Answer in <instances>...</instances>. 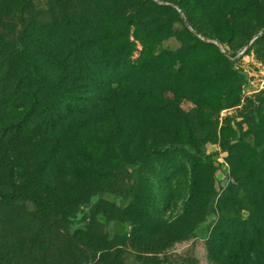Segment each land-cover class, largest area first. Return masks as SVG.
<instances>
[{"label": "rangeland", "instance_id": "1", "mask_svg": "<svg viewBox=\"0 0 264 264\" xmlns=\"http://www.w3.org/2000/svg\"><path fill=\"white\" fill-rule=\"evenodd\" d=\"M145 51L134 98L97 99L99 71L75 73ZM62 74L74 112L48 142L32 129L46 114L9 108L32 99L27 75L43 95ZM0 135L29 166L43 151L68 197L83 255L47 263L224 264L256 245L264 264V0H0ZM13 245L0 230V264Z\"/></svg>", "mask_w": 264, "mask_h": 264}, {"label": "trees", "instance_id": "2", "mask_svg": "<svg viewBox=\"0 0 264 264\" xmlns=\"http://www.w3.org/2000/svg\"><path fill=\"white\" fill-rule=\"evenodd\" d=\"M148 52L145 51L138 60H134L130 54L128 59L123 60L125 65L121 68H116L115 63L109 66L106 60L102 64L96 61L89 65L86 58H83L77 63L78 71L75 73L79 80L89 83V79L93 80L94 71H99L98 82L105 85L108 92L102 89L97 99L102 100L111 94L134 98L137 92L145 94L148 89ZM117 73L120 78H116ZM64 75L58 77L62 79L61 83L56 81L46 86L48 94L43 95L35 93L27 75L32 99L28 98V103L23 105L12 102L9 108L12 113H21L22 117L31 112L46 114L45 119L32 129L48 142L53 141L49 139L61 127L64 117L74 112V99L77 97L75 86L67 84L68 76ZM64 83L66 86L63 88L60 84ZM39 92L42 93V90ZM22 126L16 129L15 134ZM18 140L20 136L7 139L6 135H0V174L6 177L0 181V230L9 243L11 241L15 244L9 249L8 254L12 259L7 264H55L45 260L50 253L60 254L65 262L67 259L77 261L83 255V248L76 244L81 235L77 232L73 234L64 227L69 217L68 197L59 195L55 187L43 178V171L49 161L41 158L43 151L37 150L31 152V155L27 153L31 159H38L36 163L39 166L42 164L40 168L29 166L23 162L25 150L20 151ZM245 226L246 231L251 232L250 226H256V223L250 219ZM256 248L255 245L252 251L241 249L233 262L226 261L224 264H263L262 250Z\"/></svg>", "mask_w": 264, "mask_h": 264}, {"label": "built area", "instance_id": "3", "mask_svg": "<svg viewBox=\"0 0 264 264\" xmlns=\"http://www.w3.org/2000/svg\"><path fill=\"white\" fill-rule=\"evenodd\" d=\"M246 51V50H245ZM244 52V51H243Z\"/></svg>", "mask_w": 264, "mask_h": 264}]
</instances>
